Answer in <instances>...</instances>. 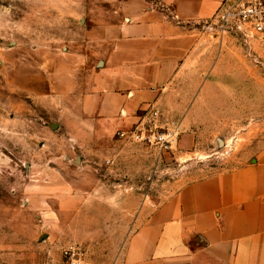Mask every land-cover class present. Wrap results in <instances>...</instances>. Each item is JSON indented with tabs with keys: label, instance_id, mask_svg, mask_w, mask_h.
<instances>
[{
	"label": "rangeland",
	"instance_id": "obj_1",
	"mask_svg": "<svg viewBox=\"0 0 264 264\" xmlns=\"http://www.w3.org/2000/svg\"><path fill=\"white\" fill-rule=\"evenodd\" d=\"M127 1L0 0V264H62L69 245L87 250L93 264H113L127 199L130 213L138 198L153 208L185 184L251 161L264 146V51L223 37L210 20L196 24L201 59L176 93L198 97L192 123L182 128L160 109L180 124L174 149L159 158L116 136L97 155L82 156L76 171L54 128L61 121L55 102L69 99L58 79L75 70L79 84L85 67L95 68ZM102 207L108 216L89 219Z\"/></svg>",
	"mask_w": 264,
	"mask_h": 264
},
{
	"label": "crops",
	"instance_id": "obj_2",
	"mask_svg": "<svg viewBox=\"0 0 264 264\" xmlns=\"http://www.w3.org/2000/svg\"><path fill=\"white\" fill-rule=\"evenodd\" d=\"M225 1L129 0L95 68L86 66L79 84L75 70L60 75L61 96L70 100L53 106L61 116L57 136L67 140L63 157L74 159L76 171L82 156L97 155L151 107L171 110L182 128L192 123L198 97L179 99L178 83L201 59L196 24L212 20ZM184 137L189 149L194 136ZM138 200V212L126 210L127 199L117 216L124 240L113 264H264V146L251 161L185 184L153 208ZM94 215L102 220L108 208Z\"/></svg>",
	"mask_w": 264,
	"mask_h": 264
},
{
	"label": "built area",
	"instance_id": "obj_3",
	"mask_svg": "<svg viewBox=\"0 0 264 264\" xmlns=\"http://www.w3.org/2000/svg\"><path fill=\"white\" fill-rule=\"evenodd\" d=\"M211 22V28H217L223 37L237 36L249 50L259 47L264 51V0H227ZM180 133L177 121H166L160 109L151 107L137 125L118 131L116 136L145 146L162 158L174 149ZM62 264L93 263L87 250L69 245L62 250Z\"/></svg>",
	"mask_w": 264,
	"mask_h": 264
},
{
	"label": "water",
	"instance_id": "obj_4",
	"mask_svg": "<svg viewBox=\"0 0 264 264\" xmlns=\"http://www.w3.org/2000/svg\"><path fill=\"white\" fill-rule=\"evenodd\" d=\"M58 127V125L56 124V125H54V128H57Z\"/></svg>",
	"mask_w": 264,
	"mask_h": 264
}]
</instances>
